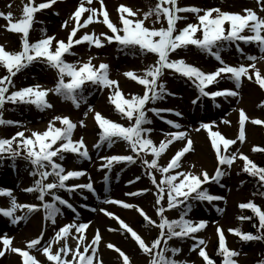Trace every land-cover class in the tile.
Instances as JSON below:
<instances>
[{
	"label": "snow or ice",
	"instance_id": "6c2138e0",
	"mask_svg": "<svg viewBox=\"0 0 264 264\" xmlns=\"http://www.w3.org/2000/svg\"><path fill=\"white\" fill-rule=\"evenodd\" d=\"M85 2L88 5H92L93 0H80L78 9L73 13L72 18L75 20V27L72 29L68 42L64 40L56 41L57 47L53 50V41L55 36L44 35L35 43H31L29 39L30 31L33 29L35 14L44 9L51 8L52 5L57 3V0H47V2L35 4L33 0L32 4L25 5L23 9V17L18 22H12V13L9 12L7 16L0 12V16H5L11 25L10 30L15 33L22 34V51L9 52L6 51L3 46H0V64L6 67L7 72L10 74L0 79V109L3 108L6 101L12 103H25L34 104L38 109L43 110L51 108L52 105L47 101V96L50 91H53L56 95H60L65 99L71 100L73 104L79 108L80 100L82 99V92L84 85L87 82H91L94 85H99L105 88H113V92L110 96V102L115 106L117 112L125 117L129 121H134L131 126H124L118 122H114L111 119L105 118L101 113H95V120L102 130L100 134L99 143L95 145L97 149L101 146L107 145L111 148L117 140L127 142L131 151L136 154L133 155H111L101 157L105 163L103 168H107L109 172L113 168L114 163H128L132 164L136 162V158L140 153H151L155 157L151 162L147 159L143 160V163L147 165L149 170H157L162 174V179L157 182L156 176L152 171H148L151 183L155 185L157 189L155 204L159 205L157 208V215L159 217V223L153 220L144 211L143 208L136 204L124 202L117 199H104L102 203L120 205L124 209H135L140 216H142L148 225H155L160 229V233L157 239L146 243L140 234H138L132 227L121 220L118 216H115L111 212H107L101 208L99 211L104 212L105 215L113 217L119 221L120 227L131 234V238L135 240L139 248L143 253L151 256L149 264H187L186 261H177L175 259H169L166 257L165 252L171 251L173 256L178 254L181 249L171 248L169 249L168 241L173 239H184L191 237L197 239L194 234L202 231L207 227L208 221L200 220L194 221L187 218L193 204L189 201L209 202L225 200L224 196L210 194L207 188L203 185L215 182L220 184L222 177L225 176V172L221 170V166L228 165L229 167L237 159V154L233 153L227 155L230 146L237 143L236 139L226 138L220 131H213V125L215 122L207 123L201 122L197 131L204 129L208 132L211 138L212 147L215 150V155L218 160V167L213 176H210L206 170H202L199 174L192 171H176L181 168L182 158L186 153L193 149V142L185 131H174L165 133L166 137H170L165 141H161L157 146L152 139L148 138L147 133L153 131L150 128H145L144 125L150 124L151 120L146 115V105L151 102H157L164 98L166 93V86L163 83H159L161 77L164 74V70L170 69L175 73H178L182 77H186L192 81L199 91L200 97H210L214 102L217 97H236L239 95L238 91L224 89L217 91H206L214 83H219L218 78L222 74L228 75V79L233 81L235 88L239 89L242 84V78L247 77L248 80H253V75L250 74L249 68L255 69V81L258 82L261 88H264V75L260 70L256 68L255 61L256 56L249 55L247 60L252 61L249 66H245L241 63L239 66H229L224 62L220 55V50L225 46H231L233 43L243 41L245 43L256 42L259 45V50L264 53V17L257 14L256 11L246 8L242 13H232L222 11L219 7L201 9L195 6L180 7L178 6V0H160L159 5L154 10L157 20L161 16H166L167 27H161L155 29L145 26V20L148 19L152 12L146 13L144 19L133 20L131 17L136 16V12L132 8L120 5L118 11L121 15L122 26L115 24L109 18V12L106 8L102 11L103 23L107 24V27L115 35L103 34L106 37L107 42H117L121 50L136 49L138 48L140 53L155 54L158 59L152 65L147 66L143 75H137L134 71H128L124 73L128 78L137 81L145 89L143 95H134L131 98H125V94L120 90L119 82L109 78V65L101 63L99 68L92 65V59L88 62L81 64L77 67L76 63L66 62L64 59L65 54H72L71 49L74 44H81L88 42L94 44L97 48L104 47L99 36L84 34L81 38L76 39L77 32L81 28H86L93 23V17L97 16L100 12L99 9L92 7H85ZM100 4L104 5V0H99ZM168 4L171 7H163ZM257 4L261 6V11H264V0H257ZM11 7V5H9ZM203 12L202 15L200 13ZM85 13H91L81 24V19ZM180 13H193L196 14L198 23H187L183 28H178V22L182 19L187 20V17H182ZM215 13V15H213ZM246 13V14H245ZM228 25L226 28L225 25ZM64 27H67V21L64 22ZM253 33V35H245V31ZM200 32L201 36H197ZM189 46H195L196 48L211 54L222 65L213 72L206 73L203 70L187 64L183 59L172 58L173 53H177L178 50H187ZM216 49V51H213ZM42 61L47 63L51 68L58 70L59 79L54 89H42L39 85L24 87L20 90L12 92L10 95L9 86L13 85L12 78L15 77L20 71L28 68L34 61ZM65 77L70 78L65 80ZM7 82V83H5ZM174 95V94H173ZM196 100L192 101V104H196ZM219 107V104L215 105ZM93 109L89 107L88 111ZM157 116L161 112H172L171 109H150ZM87 112L85 117H87ZM176 116H181L180 112L173 113ZM239 140L243 142L245 140V122L249 119L243 110L239 113ZM59 121L62 127H56L55 122ZM16 122L5 121L0 118V125H12ZM172 128L180 129L181 125L171 120H167ZM222 123L228 124V120H223ZM251 123L254 125L264 124V120L253 119ZM80 126L84 127V121H80ZM77 128V124L74 123L69 117L55 116L52 121L49 122L48 128L45 132H33L32 137H25L24 131H20L15 134L11 139H0V153H11L13 161L20 155V153L13 148V144L16 143L17 137L20 139V145L22 148H27L26 159H29L35 166V171L32 175H39L40 179L35 182L33 187L25 189L26 192L38 193L37 199L42 202L41 205H29V204H17L15 198L11 200V208L4 210L0 209V213L4 217L10 218V222L16 225L20 221L27 219V216H16L17 209L27 208L28 213L31 214L35 211H39L41 206L45 211V219L50 220L54 225L56 223V216L61 214V208L57 207L56 202L62 206H66L73 213H76V218L79 219V213L76 207L68 200L62 198L54 190H66L69 193H73L79 190H88L95 194V189L92 182L86 184H74L67 185L69 180L79 179L86 175L85 171L74 170L66 171L62 163L57 162L55 158H59L60 161L65 159L66 153L76 154L79 158L78 162L83 160H90V154L87 146L84 143L83 137L79 140H74V131ZM187 141L185 145L181 147L170 158V161L166 166L158 165V160L161 155L168 149L174 141ZM58 145V146H57ZM223 147V153L221 148ZM253 151L264 152V148H254ZM239 158L245 162L244 172L249 173L252 176H258L260 181H264V167H258L247 155L239 154ZM15 167V164H13ZM191 167H195L192 165ZM50 168V171L48 170ZM43 169V171H42ZM174 173V174H173ZM48 177H53V182L45 183ZM90 179V177H89ZM107 179V177H106ZM139 180L140 177H136ZM132 183V181H129ZM150 191V189H140L138 191H130L125 193L126 196L136 197L143 193ZM82 194V193H81ZM165 194L167 196V208L163 206L165 200ZM194 194V195H193ZM0 195H7L12 197L11 190H0ZM52 197V202L45 200L46 196ZM87 199V197H84ZM181 205L184 207L181 209V215L178 219L170 220L166 215V211H170L174 208H178ZM84 207H87L85 205ZM241 209H251L259 217V228L261 229L259 235L246 234L239 229H229L228 231L241 238L242 241H260L264 240V211H262L255 203H245L240 205ZM97 209L92 208L91 211ZM218 212L220 208L216 209ZM240 220L251 219V217H239ZM90 227L89 223H76L70 222L63 227L59 228L55 232V236L47 241L42 247L41 241L43 240V232L38 238L31 239L27 243L29 250L41 251L48 261L54 262V264H93L94 260H97L99 245L102 240V236L99 229L95 231L94 238L90 243L85 244L87 237L85 236L86 230ZM75 229L77 238L80 244H85L83 253L79 245L75 248L74 252L67 243L59 248V251L53 252V245L60 241H65L66 237L73 234ZM115 231V229H109ZM166 230V231H165ZM219 234V251L218 254L223 256V264H237L234 257L240 255L239 252L231 250L227 246L226 237L222 228H217ZM5 250L10 248L11 252L19 253L23 258V264H41L36 257L30 254L28 250H22L16 247H11L12 238L4 234L0 237ZM164 243V249L160 250L161 242ZM199 245H205L204 239L198 240V245H194L191 250ZM109 249H114L119 253V257L122 258V264H131L130 258L119 247L112 243H108ZM89 249L91 255H89ZM153 250L155 255L153 256ZM61 253L64 255L62 256ZM72 253V260L67 259V255ZM5 255V251H0V257ZM199 257L203 258L206 264H215L208 253L203 247L200 248ZM77 257L78 262H77ZM98 264H103V261H98Z\"/></svg>",
	"mask_w": 264,
	"mask_h": 264
},
{
	"label": "rangeland",
	"instance_id": "374dc122",
	"mask_svg": "<svg viewBox=\"0 0 264 264\" xmlns=\"http://www.w3.org/2000/svg\"><path fill=\"white\" fill-rule=\"evenodd\" d=\"M47 2V0H43ZM80 0H66L65 3H56V5L48 9H44L37 12L34 20L33 29L30 31L29 39L31 43H35L39 39L43 38L46 34L48 36H55L52 48L55 50L57 47L56 41L64 40L68 42L70 33L75 25V20L72 18L73 13L78 9ZM191 4V3H188ZM11 5V7H9ZM25 5H29L27 0H0V12L4 13L5 16L9 12L12 13V22H18L23 17V9ZM120 5H125L133 9L136 12V16L131 17L133 20L144 19L142 17L145 7L141 0H104L102 6L99 0H93L92 5H88L85 2V7H92L99 9L96 17H93V23L85 28V33L93 35L94 37L99 36L104 43V47L97 49V47L89 46L85 48L78 47L79 44H74L72 54H65L64 59L69 63H76L77 67L81 64L88 62L92 59V65L99 68L101 63L109 65V78L119 82L120 90L125 94V98H131L134 95H143L144 87L138 84L124 73L128 71H134L137 75H143L147 66L153 64L157 57L155 54H149L144 60L123 57L122 59L116 56V53L111 49L110 43L107 42L106 37L103 34L115 35L111 30L106 27L102 19V11L106 8L109 12V18L113 20L115 24L122 26L121 21L118 19L120 15L118 8ZM198 8L209 9L219 7L222 11L232 13H242L243 9L249 8L257 12L261 17H264V11H261V6L257 4V0H197L195 2ZM165 6L169 7L168 4ZM203 12L200 13L202 15ZM246 14V13H245ZM91 15V13H85L82 17L84 20ZM215 15V13L213 14ZM5 16H0V46H3L6 51L12 52L15 49L16 41L11 37L12 31L10 30V23ZM187 20L182 27L186 26L187 23H198L196 14H188ZM67 21V27H64V22ZM145 26L155 29L161 27H167V23L160 25L152 24L151 20H145ZM227 24L225 27L227 28ZM12 44V46H11ZM115 50V49H114ZM256 56L257 60L256 68L260 70L261 74L264 75V53L261 51L252 52V50L237 49L233 56L230 58L225 57L223 60L229 66H239L243 63L246 67L249 66L252 61L247 60V56ZM172 58L183 59L187 64L195 66H202L204 72L210 73L215 71L214 68L208 67L204 60H198L197 58L186 54L183 57L178 55L172 56ZM218 65L217 67H220ZM200 69V68H199ZM250 74L253 75V80H248L247 77L242 78V84L239 89L235 88L233 81L224 82L221 81L216 87H209L206 91H217L230 89L239 92L236 97H229L221 100L209 101L207 98L210 97H199V92L194 91L187 86L180 84H171L169 93L164 96V99L160 100V104H156L151 101L146 105V113L152 114L150 111L152 108L157 109H168L173 110L168 115L160 114L153 116V121L149 125L152 129L148 138L152 139L153 142L159 146L161 141H165L170 137H166L165 133L174 132L165 125L162 124V120H173L181 125V128L177 131H185L193 142V149L186 153L181 161V168L176 171H192L199 174L202 170H206L210 176L215 174L218 167V160L215 155V150L211 144V138L208 132L204 129L197 131L201 122L212 123L213 131H220L226 138L236 139L237 143L230 146L227 155L233 153L237 154V159L234 161L232 166L224 165L221 166V170L226 174L222 177L220 184L210 183L208 184V191L210 194L221 195L225 197L222 201H213L209 203L205 202H193V208L190 211L187 218L194 221L205 220L208 221L207 227L202 231L195 233L194 236L197 239L191 237L182 239H173L168 241L169 249L179 248L181 251L173 256L169 250L165 252V255L169 259H175L177 261H186L187 264H205L202 257H199L198 253L201 247L205 249L207 253L214 252L215 244H219V234L217 228H222L225 233L227 246L231 250H235L240 253L239 256L234 257L237 264H255L257 254L260 252V245L256 242H250L249 244H241L239 240H234L235 235L229 232V229H237V216L239 215V208L241 204L248 202H255L256 205L264 211V201L260 199H253L250 193L244 189H241V177L238 173L244 168V164L239 158V154L249 156L250 159L255 158L256 151L254 148L264 147V124L254 125L251 123L253 119L264 120V110L261 108V90L258 85H254L255 81V69L249 68ZM22 76V77H21ZM4 78V73L0 68V79ZM59 79L58 70L51 68L47 63L42 61H34L31 66L25 69L14 77L13 90H20L28 86L39 85L42 89H54ZM70 78L65 77V80ZM6 83V82H5ZM228 83V86H227ZM253 86V87H251ZM113 88H104L101 93L92 98L90 103L81 112H76L73 105H64L56 97L53 91H50L47 96V101L52 105L50 109L46 108V111L38 112V114H26L23 112H12L2 108L1 115L5 121L16 122L13 125H0V139L7 138L11 139L16 133L24 131L25 137H32L33 132L43 133L47 130L49 122L52 121L53 117L59 115L62 117L73 118L74 123L77 124V128L73 139L79 140L83 137L84 143L90 154V160H83L78 162L79 158L76 154L66 153L65 159L60 161L55 158L57 162L62 163L66 171L82 170L86 172V175L79 178L69 180L68 186L74 184H86L89 182L93 183L95 194L86 189L79 190L73 193H69L66 190H54L62 198L71 202L76 207L79 213V219L76 218V213H73L66 206L60 204L61 214L58 215L56 223L47 224L44 216V209L41 206L39 211H35L31 214L28 213L27 208L17 209L15 212L16 216H27V219L20 221L16 225L11 224L10 218L4 217L0 213V237L7 234L8 237L12 238L11 247H16L22 250L30 251V254L34 255L41 264H54V262L48 261L41 251L29 250L27 243L34 238H38L43 232L44 237L41 241L42 247L47 241L51 240L55 236V232L59 228L70 222L76 223H89L90 227L86 230L85 236L87 240L85 244L90 243L91 239L94 238L95 231L99 229L102 236L101 243L99 245L97 260H94L93 264H98V261H103V264H122V258L119 257L114 249L107 247L108 243H112L119 247L126 255L129 256L131 264H149L151 256L143 253L139 248L138 244L131 238V234L127 233L120 227L119 221L113 217L107 216L104 212L99 211L103 208L107 212L113 213L118 216L121 220L132 227L138 234L142 236L146 243L151 244L152 241L158 238L160 229L150 228L144 218L135 209H124L120 205L116 204H105L102 203L104 199H117L128 203H133L143 208L144 211L153 220L159 223V217L157 215V208L159 205L155 204L157 189L155 185L151 183V180L145 169L137 166L138 159L144 156L149 162L152 161L153 155L151 153H140L139 157L136 158V162L132 164L114 163L113 168L109 172L107 168H103L102 165L105 163L101 159L104 156L111 155H133L136 154L131 151L127 142L117 140L116 143L109 148L107 145L101 146L97 149L95 145L99 143V133L101 129L95 120V113L99 112L105 118L111 119L114 122H118L124 126H131V122L125 117L119 116L115 113V106L110 102V96L113 92ZM174 94V95H173ZM196 100V104H192L193 100ZM219 104V107L215 105ZM89 107L93 110L88 111ZM4 109V111H2ZM243 110L246 116L249 118L245 122V140L241 142L239 136V113ZM87 117H85V113ZM180 112L181 116H176L173 113ZM228 120V124L222 123L223 120ZM84 121V127L80 126V121ZM56 127H62L59 121L55 122ZM19 139V137H17ZM187 141H174L169 145L168 149L161 155L159 162L161 166H166L170 161V158L185 145ZM20 143L16 141L13 146L19 147ZM58 146V145H57ZM27 149V148H26ZM223 153V147L221 148ZM7 154V152H5ZM1 153V154H5ZM142 158V157H141ZM140 158V159H141ZM195 165V167H191ZM34 167L21 163L20 166L12 169H0V190H11L12 197L7 195H0V209L7 210L11 208V200L15 198L17 204H29V205H41V202L37 199L38 193L26 192L25 189L33 187L35 182L40 179V176L32 175ZM50 171V168L48 169ZM43 171V169H42ZM174 174V173H173ZM162 174L155 175L157 182H159ZM140 177L136 180V177ZM90 177V179H89ZM107 177V179H106ZM132 181V183H129ZM53 182V177H48L45 183ZM204 187V185H203ZM140 189H150V191L138 195L136 197L126 196L125 193L130 191H138ZM82 193V194H81ZM194 195V194H193ZM87 197V199H84ZM46 200L52 201V197L46 196ZM164 207L167 208V196L165 194V200L162 202ZM87 205V207H84ZM220 208L221 211L216 209ZM92 208L97 209L91 211ZM165 215L170 219L177 218V210L174 208L170 211H166ZM109 229H115L110 231ZM204 239L205 245H199L195 250H191L194 245H198V240ZM72 248L73 252L77 245H79L81 252L83 253L85 244H80L77 238L75 229L71 236L66 237L65 241H60L53 245V252L59 251V248L64 244ZM164 249V243L161 242L160 250ZM0 251H5V255L0 257V264H23V258L19 253L11 252L4 249L2 240H0ZM153 250V256L155 255ZM63 256L64 254L61 253ZM89 255L91 250L89 249ZM68 260H72V253L67 255ZM77 257V262H78Z\"/></svg>",
	"mask_w": 264,
	"mask_h": 264
},
{
	"label": "trees",
	"instance_id": "16d2710c",
	"mask_svg": "<svg viewBox=\"0 0 264 264\" xmlns=\"http://www.w3.org/2000/svg\"><path fill=\"white\" fill-rule=\"evenodd\" d=\"M145 4L147 7H149L151 9V12L153 13L150 16L155 15L154 10L156 9L155 7V0H144ZM185 2H195V0H184ZM184 2V3H185ZM115 44V43H114ZM117 47V52L119 56H128L130 58H136V57H145V54L140 53L139 49H127V50H121L120 45L115 44ZM233 44L231 46H225L224 48H222L220 50V54H226L229 53L232 49H233ZM190 48L192 51H195L194 53L198 54V55H205L206 52L196 48L195 46H191L188 47ZM200 51V52H198ZM214 51H216V49H214ZM176 79H179L180 81L184 82V83H188V81H186L184 78L182 77H177ZM101 90V86L99 85H87L84 86L83 88V92H82V99L80 100V102H87L89 99L92 98V96L94 94H96L97 92H99ZM62 99L64 100H68L65 99L64 97L60 96ZM71 101V100H68ZM15 110L21 109V110H25L26 112H32L34 110L35 107L31 106V104H25V103H17L13 105ZM149 118V117H148ZM150 119V118H149ZM16 149L20 155H18L15 158V161H13V158L11 156V160L9 161V163L7 161L2 160L1 164L4 166H9V167H13V164H15V166L17 164H19L20 159L18 158H22V159H26L25 157L27 156V150L26 148H22L21 145H19V147L14 148ZM11 154V153H10ZM29 160V159H28ZM255 163L258 167H264V153H260L259 157L256 158ZM240 175H242L243 178V182L242 185L245 189H249V191L255 195L256 197H261L264 199V184L262 181L259 180L258 176H252L247 172H243L241 171ZM244 216V217H251V219H246V220H240L238 221V229L241 230L242 232L246 233V234H254V235H259L261 229L259 228V221L257 220V218L254 216V214H252L250 211H246V210H241V213L239 215V217ZM239 242L241 244L244 243H249V242H245L242 241L240 239H238ZM251 242H260V253H259V257H257V261L256 264H264V240H260V241H251ZM214 252H210L209 253V257L214 260L215 264H223V256L218 254L219 251V244H215L214 247Z\"/></svg>",
	"mask_w": 264,
	"mask_h": 264
}]
</instances>
